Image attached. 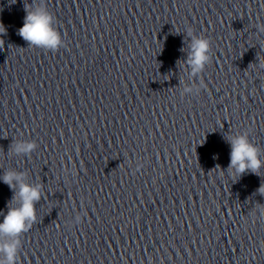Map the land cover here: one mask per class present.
Segmentation results:
<instances>
[{
	"label": "clouds",
	"instance_id": "clouds-1",
	"mask_svg": "<svg viewBox=\"0 0 264 264\" xmlns=\"http://www.w3.org/2000/svg\"><path fill=\"white\" fill-rule=\"evenodd\" d=\"M25 11L24 23L19 28L18 34L29 47L51 51L63 47L61 34L53 26L54 17L45 6H34L30 10L25 8ZM258 28L264 32V24L258 25ZM186 34L190 42L188 59L185 63L191 68V74L195 76L210 62L211 43L209 39L195 35L191 28L186 30ZM260 66L264 67V63ZM190 90L185 89V91ZM225 138L232 146L229 174L238 177L250 171L259 175L260 169L264 167V161L260 159L261 150L249 140L247 133ZM36 148L35 141H19L13 144L11 150L16 155H21L30 154ZM24 177L25 173L12 170L6 171L2 176L3 183L13 190L14 195L7 205L3 222H0V264H16L21 247V234L29 231L37 219L35 204L41 199L42 185L25 183ZM258 192L264 194V185H261ZM260 218H264V215Z\"/></svg>",
	"mask_w": 264,
	"mask_h": 264
}]
</instances>
